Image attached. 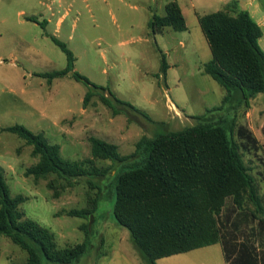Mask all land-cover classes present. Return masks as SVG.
I'll list each match as a JSON object with an SVG mask.
<instances>
[{
    "label": "rangeland",
    "instance_id": "374dc122",
    "mask_svg": "<svg viewBox=\"0 0 264 264\" xmlns=\"http://www.w3.org/2000/svg\"><path fill=\"white\" fill-rule=\"evenodd\" d=\"M172 1L177 0H0V167L12 196L27 198L20 209L51 230L59 248L89 239L88 252L76 264H145L129 231L117 224L112 212L114 180L126 168L94 158L90 138L131 155L143 137L195 125L196 116L219 107L226 95L204 71L212 54L197 14L227 5L222 0H194L195 9L184 7L187 31L166 27L153 32L150 20L165 15ZM178 1L184 5L189 0ZM52 37L73 52L76 72L140 111L117 105L124 111L114 114L98 95L85 105L89 89L84 83L69 76L50 83L39 76L67 66L65 52ZM229 116L258 141L257 149L245 152V160L264 193V94ZM15 125L59 145L62 160H92L91 167L104 175L65 179L49 173L36 178L28 170L40 156L6 130ZM83 209L95 210L85 218L70 215ZM27 260L24 249L0 237V264ZM157 263L224 264V259L216 244Z\"/></svg>",
    "mask_w": 264,
    "mask_h": 264
},
{
    "label": "trees",
    "instance_id": "16d2710c",
    "mask_svg": "<svg viewBox=\"0 0 264 264\" xmlns=\"http://www.w3.org/2000/svg\"><path fill=\"white\" fill-rule=\"evenodd\" d=\"M198 20L212 54L204 71L226 91L221 105L196 116L197 123L183 130L143 137L131 155H122L115 144L91 137L92 154L126 168L114 180L112 212L117 224L129 231L145 264L222 242L227 259L259 264L249 241L238 242L230 230L229 216L221 217L231 198L243 221L252 218L264 223V193L245 160V152L257 149L258 141L248 128L238 126L236 117L229 116L264 94V51L259 43L263 31L236 0L223 10L198 14ZM149 27L153 32L166 27L176 32L188 29L177 1L165 6V15L153 16ZM52 39L65 52L67 66L39 76L50 83L66 76L84 83L89 89L85 105L98 95L114 114L124 111L120 105L140 111L76 72L73 52L56 37ZM167 69L163 58L162 71ZM6 130L24 139L33 154L40 156V162L28 170L36 178L49 173L65 179L104 175L91 167L92 160H62L59 145L48 144L41 134L22 125ZM26 200L23 195L12 196L0 167V237H8L28 253L26 264L79 263L90 248L89 239L59 248L54 233L20 209ZM94 210L71 211L70 215L85 218Z\"/></svg>",
    "mask_w": 264,
    "mask_h": 264
},
{
    "label": "crops",
    "instance_id": "0c3cea01",
    "mask_svg": "<svg viewBox=\"0 0 264 264\" xmlns=\"http://www.w3.org/2000/svg\"><path fill=\"white\" fill-rule=\"evenodd\" d=\"M231 1H233V0H222V2L226 5H228ZM236 1L238 2L239 7L243 10L248 11L250 13V15L254 18V20L262 28L263 36L260 39L259 43H260L261 48L264 51V8H263V2L260 0H236ZM177 2L180 5L183 14H184V7L189 8V9H191V8L195 9L194 0H189L188 3H184V5L182 3H180L178 0H177ZM184 17H185V15H184ZM185 19H186V17H185ZM186 23H187V20H186ZM60 26H61V24H60ZM187 27H188V24H187ZM188 29H189V27H188ZM224 213H225V215L222 216L221 218H223V220H224V219H226V216H229L228 217V226L232 232L236 233L237 241L238 242L249 241V243L254 248L253 251H254L255 255H257V257L259 259V264H264V223L260 222L258 220H253L252 218L247 219V221H243L242 220V212L239 211L236 207H234L232 205L231 198H229L227 200V208L224 211ZM219 244L221 245V251H222V255H223V259H224V264H237V263H234L233 260L227 259L224 242L219 243Z\"/></svg>",
    "mask_w": 264,
    "mask_h": 264
}]
</instances>
